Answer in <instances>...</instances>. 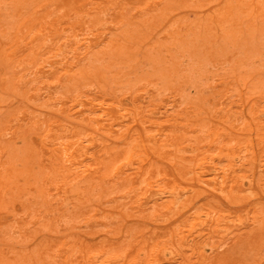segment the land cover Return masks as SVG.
<instances>
[{
	"label": "rangeland",
	"instance_id": "374dc122",
	"mask_svg": "<svg viewBox=\"0 0 264 264\" xmlns=\"http://www.w3.org/2000/svg\"><path fill=\"white\" fill-rule=\"evenodd\" d=\"M0 264H264V0H0Z\"/></svg>",
	"mask_w": 264,
	"mask_h": 264
},
{
	"label": "bare ground",
	"instance_id": "6f19581e",
	"mask_svg": "<svg viewBox=\"0 0 264 264\" xmlns=\"http://www.w3.org/2000/svg\"><path fill=\"white\" fill-rule=\"evenodd\" d=\"M223 2H224V1H223ZM214 7H215V6H214ZM210 9H211V8H210ZM207 11H208V10H207ZM163 29H164V28H163ZM86 104H87V103H86ZM88 104H89V103H88ZM84 107H86V106H84ZM86 109H87V108H86ZM137 125H138V124H137ZM139 127H140V126H139ZM147 150H148V149H147ZM152 155H153V154H152ZM154 156H156V155H154ZM156 158H157V157H156ZM158 158H159V157H158ZM246 184H247V183H246ZM247 185H248V184H247ZM216 195H217V194H216ZM221 200H222V199H221ZM223 200H224V199H223ZM223 202H224V201H223ZM225 202H226V201H225ZM225 204H227V206H228V203H224V205H225ZM229 206L231 207V205H229ZM229 206H228V207H229ZM232 208H233V206H232ZM232 208H231V209H232ZM237 209H238V208H237ZM233 211H234V209H233ZM168 254H169V253H168Z\"/></svg>",
	"mask_w": 264,
	"mask_h": 264
}]
</instances>
